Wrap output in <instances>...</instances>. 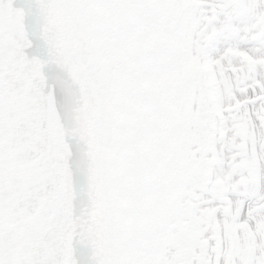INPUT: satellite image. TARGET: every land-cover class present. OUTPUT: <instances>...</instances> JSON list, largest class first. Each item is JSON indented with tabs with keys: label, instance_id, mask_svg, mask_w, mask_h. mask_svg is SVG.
I'll list each match as a JSON object with an SVG mask.
<instances>
[{
	"label": "snow or ice",
	"instance_id": "snow-or-ice-1",
	"mask_svg": "<svg viewBox=\"0 0 264 264\" xmlns=\"http://www.w3.org/2000/svg\"><path fill=\"white\" fill-rule=\"evenodd\" d=\"M0 264H264V0H0Z\"/></svg>",
	"mask_w": 264,
	"mask_h": 264
}]
</instances>
